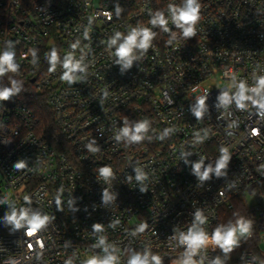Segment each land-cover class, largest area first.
Segmentation results:
<instances>
[{"label":"built area","instance_id":"1","mask_svg":"<svg viewBox=\"0 0 264 264\" xmlns=\"http://www.w3.org/2000/svg\"><path fill=\"white\" fill-rule=\"evenodd\" d=\"M197 3L185 36L186 0H0V56L16 66L0 75L13 90L0 100V264H264V0ZM144 29L149 47L126 65L117 50ZM20 80L46 95L61 148L38 131ZM237 204L235 228L249 230L236 244L255 249L230 263L213 237ZM14 212L27 214L19 227ZM33 216L43 223L28 235Z\"/></svg>","mask_w":264,"mask_h":264},{"label":"clouds","instance_id":"2","mask_svg":"<svg viewBox=\"0 0 264 264\" xmlns=\"http://www.w3.org/2000/svg\"><path fill=\"white\" fill-rule=\"evenodd\" d=\"M177 21L182 22V25H188V27L184 28V35L190 36L193 35V27L192 25L195 24V22L199 18V4L197 3V0H186L185 7L181 10H179L178 15L175 17ZM157 21L153 20L152 23L155 24ZM159 23L163 24L164 21L161 18ZM119 33H117V37H119ZM154 34L151 33L149 30L144 29L141 31L133 30L124 40L122 44H120L117 55L124 61H126V65L131 64V58L130 53L132 52V49L134 47H139L141 49H147L149 47V42ZM138 37H140L138 41ZM112 43L115 44L116 40H112ZM57 59L55 50L51 53V60L54 63ZM13 55L10 53H5L2 56H0V75H2L7 69H5L4 65L8 66V69L15 70L16 66L13 64ZM64 67L70 71H72L75 67H78V65L69 66V64H65ZM69 72H65L62 79L64 80H71L72 77L69 75ZM261 85H264V80L260 81ZM241 88H243V85H241ZM11 89H5L3 91H0V100H7L9 96L12 94ZM243 95H241V99H243ZM203 101H201V104ZM264 107V105H262ZM199 115V113H197ZM144 124H140L136 127L135 133L131 135V140L133 141H139L142 137L139 135L144 130ZM124 135H129V129L125 128ZM227 160V156L225 155L218 163L217 168L215 171L217 174H220V169L225 166V161ZM200 164L195 165L196 171L199 173ZM17 168L24 167V164L21 162L16 165ZM104 175L109 174V169L105 168L102 170ZM211 169L206 170L202 174H200L201 179H207L208 174ZM199 219V216L197 217ZM7 219L11 222H14L17 227L20 226V222L22 220L27 219V214L25 212H22L19 217L15 214V212L7 217ZM43 220L39 216H33L31 219L28 220L29 228H28V235H32L35 233V231L38 229L40 225H42ZM99 228V226H96ZM237 230L241 234L248 232L249 225L243 221L238 222V229L237 228H230L227 231H223L222 229H217L214 233V242L218 244L222 249H224L225 252L230 251L233 245L236 244V233ZM184 241H186L191 248L199 247L200 245L204 244L206 242L205 235L200 233H190L188 236L184 237ZM111 257L105 259L101 262V264H111ZM153 259L156 261V264H160L159 258L153 257ZM88 264H97L95 260L89 261ZM130 264H147V260L141 259L139 256L133 258L130 261ZM219 264V262H217Z\"/></svg>","mask_w":264,"mask_h":264},{"label":"trees","instance_id":"3","mask_svg":"<svg viewBox=\"0 0 264 264\" xmlns=\"http://www.w3.org/2000/svg\"><path fill=\"white\" fill-rule=\"evenodd\" d=\"M54 50L57 55V50ZM52 51L53 50L48 51L46 53L47 55H45L47 58V61H45V69L53 64L50 59ZM18 84L22 86L19 91L22 99L32 109L37 118L38 131L57 148H61L62 134L56 124L53 111L47 101L46 95L38 91L35 85L29 80H20V82L18 81ZM242 213L243 209L239 204L233 208L225 209L221 215V224L219 229L226 231L230 228H235L237 220ZM248 248L255 249L253 242L243 239L231 248V252H224L223 254L230 263H237L241 252Z\"/></svg>","mask_w":264,"mask_h":264},{"label":"rangeland","instance_id":"4","mask_svg":"<svg viewBox=\"0 0 264 264\" xmlns=\"http://www.w3.org/2000/svg\"><path fill=\"white\" fill-rule=\"evenodd\" d=\"M249 202L250 203H253L254 202V197L252 196H249ZM227 231V230H226ZM262 250H264V244H262ZM184 264H192L191 262H187V263H184Z\"/></svg>","mask_w":264,"mask_h":264},{"label":"water","instance_id":"5","mask_svg":"<svg viewBox=\"0 0 264 264\" xmlns=\"http://www.w3.org/2000/svg\"><path fill=\"white\" fill-rule=\"evenodd\" d=\"M32 81H34V79H32Z\"/></svg>","mask_w":264,"mask_h":264}]
</instances>
